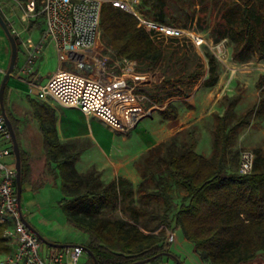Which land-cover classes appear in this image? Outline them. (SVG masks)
Returning a JSON list of instances; mask_svg holds the SVG:
<instances>
[{"label": "trees", "instance_id": "16d2710c", "mask_svg": "<svg viewBox=\"0 0 264 264\" xmlns=\"http://www.w3.org/2000/svg\"><path fill=\"white\" fill-rule=\"evenodd\" d=\"M111 1L103 4L101 23L102 37L111 52L107 58L109 70L122 72V60L129 59L138 62L136 76L153 74L162 61L166 42L177 45L180 38L167 39ZM37 5L40 7V0H37ZM220 19L225 30H230L236 39L234 52L241 56L240 59L251 48L264 58V0H239L234 7L222 5ZM154 20L167 24L161 19ZM208 59L210 84L214 85L217 81L216 58L210 54ZM192 76L201 78V72ZM260 87H264V81ZM7 92L8 86L4 92V105L19 140L18 122L8 110ZM262 94L264 96V89ZM43 107L50 114L47 117L45 112L42 119L47 139L45 153L49 164L56 165L51 173L61 180L65 195L61 210L71 225L89 234L88 247L98 264H133L161 255L156 259L160 261L162 255L169 253L165 243L167 230L174 227L183 230L187 240L194 244L197 253L208 264H252L260 253H264V153L258 151L255 154L254 169L249 175L243 176L239 169L231 171L228 167L232 135L249 123V117L256 110L258 115H264V98L231 127L227 115L218 118L210 158L188 148L167 160V179L157 182L156 192L164 202L161 224L165 228L160 234L139 226L142 211L137 206L129 208L132 222L99 216L104 209L115 207L122 198L133 197L134 184L120 177L102 185L94 172L80 174L75 167L78 156L67 152L60 143L54 111L47 105ZM171 109L168 106L162 112L164 117H169ZM47 119L49 122H45ZM21 156L23 194L24 186L31 182L32 169L29 156L22 147ZM175 190L185 193L180 204L175 202ZM6 227L0 223V264L12 251L4 237ZM84 264L96 263L88 256Z\"/></svg>", "mask_w": 264, "mask_h": 264}, {"label": "rangeland", "instance_id": "374dc122", "mask_svg": "<svg viewBox=\"0 0 264 264\" xmlns=\"http://www.w3.org/2000/svg\"><path fill=\"white\" fill-rule=\"evenodd\" d=\"M140 2L138 9L144 18L153 21L161 19L167 24L179 26L185 34L199 33L207 42L199 48L190 42L186 35L180 38L181 42L177 45L167 41L162 61L154 72L160 79L144 78L145 80L138 82L126 83V89L135 95L134 99L143 111L138 114V123L143 120L146 123L153 111L160 113L168 106L172 109L168 112L169 119L160 114L157 124L153 120L155 137L160 143L155 145L154 151L150 150L139 161L141 180L136 186L134 196L122 198L115 207L104 209L99 216L131 222L129 208L137 206L152 231H156L162 225L161 215L164 212V202L156 193L157 182L167 179V160L188 148H194L206 158L211 157L218 117L227 115L231 127L243 113L258 106L264 98V87H260V83L264 81V58L256 49L251 48L242 55L243 59H240L241 56L234 52L236 39L232 37L230 30L223 27L220 19L222 5L234 7L239 4V0ZM153 5L157 8L153 9ZM95 49L92 55L99 58L107 60L111 55L107 42L102 37V29ZM210 54L215 56L217 64V81L214 85L210 84L209 79ZM198 72H201V78L196 79L192 74ZM153 118H158V115L155 114ZM162 125L166 128L159 131ZM162 139L165 140L161 141ZM245 150H251L255 154L258 151L264 153V115H258L257 110L249 117V123L232 135L228 155V167L231 171L239 169L241 154ZM174 192L175 202L180 204L185 193L181 190ZM22 197L24 208L27 202L25 196ZM139 226L148 229L144 223ZM169 231L175 234V242L168 248L175 258L163 256L160 261L155 260L149 264H207L195 250L194 244L187 240L181 228L174 227ZM252 264H264V253H260Z\"/></svg>", "mask_w": 264, "mask_h": 264}, {"label": "crops", "instance_id": "0c3cea01", "mask_svg": "<svg viewBox=\"0 0 264 264\" xmlns=\"http://www.w3.org/2000/svg\"><path fill=\"white\" fill-rule=\"evenodd\" d=\"M28 1L0 0V10L11 30H16L20 35L18 62L16 71L14 70L7 84V98L8 110L18 122L20 145L28 154L32 169L31 182L24 186L23 195L27 203L22 208L23 215L49 242L88 247L89 234L71 225L61 210V202L65 199V195L61 180L51 173V169L56 165L49 164L45 153L47 139L43 132L42 119L45 117V112L47 117H50V114L43 106L47 105L54 111V122L60 143L67 152L78 156L75 167L80 174L94 172L102 185H108L123 177L131 181L136 189L141 180L139 161L143 155L160 143V140L158 142L156 140V130L152 124L154 121L157 124L163 110L160 113L157 110L151 112L152 118H147L148 122L145 123L143 120L141 124L138 123V114L143 111L136 103L135 95L131 90L126 89V80L160 78L157 73L149 76L124 77L122 72L117 73L115 69L111 71L112 75L104 79L107 98L114 103L122 123L121 127L117 128L107 124L99 116H88L79 109L63 107L52 99L41 100L38 97L40 86L45 85L61 67L65 66L66 69L76 71V66L73 62L67 61L66 56H61L55 45L50 42L36 59L33 74H19V68L27 59V52L22 42L31 48L41 39L46 25L43 17L31 19L24 17L25 4ZM11 53L10 42L0 26V88L10 66ZM90 53L94 54V50ZM155 114L158 118H153ZM162 116L164 117L163 114ZM222 116L225 115L219 117ZM164 118L169 119V117ZM45 122H49L48 119ZM165 128L166 126L162 125L159 131H164ZM143 216L142 212L139 224L144 223L148 228L146 230L152 231ZM164 228L165 226L161 225L158 230L152 232H160ZM43 245L45 252L54 248L45 243Z\"/></svg>", "mask_w": 264, "mask_h": 264}, {"label": "built area", "instance_id": "2783aa9c", "mask_svg": "<svg viewBox=\"0 0 264 264\" xmlns=\"http://www.w3.org/2000/svg\"><path fill=\"white\" fill-rule=\"evenodd\" d=\"M107 0H29L25 4L26 19L43 17L45 30L41 39L31 48L22 42L27 52L25 63L19 68L20 75L33 74L36 59L46 44L52 42L61 56L73 62L76 71L61 67L49 81L39 87L41 100L52 99L67 108H76L88 116H99L107 124L117 128L122 123L114 103L107 98L104 79L112 75L106 59L92 55L100 40L103 4ZM137 16L143 25L169 38L188 36L196 47L206 45L205 38L196 32L186 33L176 25L146 19L139 11L140 0H112ZM17 41L20 35L11 30ZM138 62L122 60L124 77H132ZM256 155L251 150L241 154L239 173L253 172ZM16 158L11 134L0 113V223L7 227L4 237L11 252L1 264H84L88 254L80 245L67 248H51L45 252L41 239L29 229L22 219L17 197ZM175 242V234L167 232L166 247Z\"/></svg>", "mask_w": 264, "mask_h": 264}, {"label": "water", "instance_id": "95a60500", "mask_svg": "<svg viewBox=\"0 0 264 264\" xmlns=\"http://www.w3.org/2000/svg\"><path fill=\"white\" fill-rule=\"evenodd\" d=\"M0 26H1V28L4 30V32L7 35V38L9 40V42H10V45H11V51H12L10 66H9V69H8L6 75L4 76V79L2 81L1 88H0V107H1V114H2V116L5 119L6 125H7L8 129H9V132H10L11 138H12L13 151H14V155H15V158H16V171H17L16 184H17L18 205H19V208H20L21 213H22V195H23L22 191H23V185H22L21 147H20L19 140H18L16 132H15L13 123L11 122L10 118L7 115L6 108H5V105H4L5 88H6L7 84H8V82H9V79H10L11 75L13 74V72H14V70L16 68L17 62H18L19 43H18L16 37L13 35V33H12L11 29H10L9 23L5 19V17H4V15H3L1 10H0ZM22 219H23V222L25 223V225L29 229H31L32 232L35 233L41 239V241L43 243H45L47 245H50V246H52L54 248H67V247L75 246V245H61V244L49 242L35 228H33L31 226V224L24 217L23 213H22ZM81 247H83L85 252L95 261L96 264H98L93 252L91 251V249L89 247H87V246H81ZM160 256H156V257H153V258L142 260V261H139V262H136V263H133V264H149L152 261H155ZM162 256H168V257L175 258V256H173L171 253H165Z\"/></svg>", "mask_w": 264, "mask_h": 264}]
</instances>
